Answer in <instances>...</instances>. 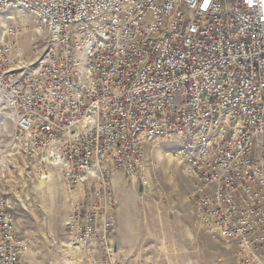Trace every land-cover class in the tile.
<instances>
[{
  "label": "built area",
  "instance_id": "obj_1",
  "mask_svg": "<svg viewBox=\"0 0 264 264\" xmlns=\"http://www.w3.org/2000/svg\"><path fill=\"white\" fill-rule=\"evenodd\" d=\"M16 12L49 35L30 63ZM0 16L1 156L61 171L75 250L121 264L117 176L146 193L158 141L192 183L195 226L235 264H264V0H0ZM26 257L0 191V264Z\"/></svg>",
  "mask_w": 264,
  "mask_h": 264
},
{
  "label": "rangeland",
  "instance_id": "obj_2",
  "mask_svg": "<svg viewBox=\"0 0 264 264\" xmlns=\"http://www.w3.org/2000/svg\"><path fill=\"white\" fill-rule=\"evenodd\" d=\"M12 16L20 29L18 43L21 50L27 62H33L42 53L49 35L40 31L31 14L16 12ZM4 25L5 16L0 18V35ZM5 125L7 129H4L3 136L0 135V146L10 142L9 135L14 131L12 120ZM2 139H5L3 144ZM173 149L174 144L158 141L147 147L150 184L146 193H140V189L122 175L117 176L123 178L118 189L120 206L126 207L129 214L127 224H131L130 227L126 225L122 237L128 239L130 247L127 248L118 243L121 225L117 220L119 229L115 240L121 264H235V256L219 239L195 226L190 199L192 183L182 167L167 156ZM1 150L0 147L3 161L0 165V191L10 200L26 240L27 264H64V259L71 258L66 247V224L74 202L63 174L58 169L44 172L37 158L25 152L10 150L4 157ZM44 173L48 179L41 189L39 181L46 176ZM133 213L135 219L130 220ZM98 257V254L89 256L88 253L86 257L79 256L80 264H92ZM261 259L264 261V249Z\"/></svg>",
  "mask_w": 264,
  "mask_h": 264
},
{
  "label": "crops",
  "instance_id": "obj_3",
  "mask_svg": "<svg viewBox=\"0 0 264 264\" xmlns=\"http://www.w3.org/2000/svg\"><path fill=\"white\" fill-rule=\"evenodd\" d=\"M122 180H123V178L122 177H117V182H118V188H121V182H122ZM128 181V180H127ZM129 182V181H128ZM133 185V184H132ZM134 186V185H133ZM135 191V190H134ZM128 193V192H127ZM126 193V195H129V194H127ZM119 194H120V190H119ZM130 194H131V192H130ZM126 195H125V198H126ZM138 195V194H137ZM139 196V195H138ZM121 207V210H120V212L119 211H117V215H116V218H117V220H119V223H120V225H121V229H120V233H119V238H120V242H118V243H121V245L122 246H125V247H127V248H129L130 246H129V242L128 241H126V240H128V239H126V240H124L122 237H123V235H124V229H125V227H126V225H128L127 224V221L129 220V218H126L127 217V215L129 216V214H128V212H127V209H126V207L125 206H120ZM119 212V213H118ZM132 219H135V214L133 213L132 214V216H131V218H130V220H132ZM130 225L131 224H129L128 225V227H130ZM120 245V246H121Z\"/></svg>",
  "mask_w": 264,
  "mask_h": 264
},
{
  "label": "bare ground",
  "instance_id": "obj_4",
  "mask_svg": "<svg viewBox=\"0 0 264 264\" xmlns=\"http://www.w3.org/2000/svg\"><path fill=\"white\" fill-rule=\"evenodd\" d=\"M1 17H4V16H0V18ZM7 18H11L10 16L9 17H7ZM3 24V23H2ZM5 26V25H4ZM3 26V27H4ZM40 28V27H39ZM40 31H42V29L40 28ZM43 32V31H42ZM4 129L6 130L7 128H6V125H4ZM168 157H171V156H169V155H167ZM45 174V173H44ZM46 176H43V177H41V179H40V181H39V188H44V186L46 185V183H47V173L45 174ZM127 218H129V216L127 215ZM129 222V220L127 221V223ZM66 247H67V249H69L70 250V252H71V258L70 259H64V264H80L81 263V259L79 258V256H82V257H86V255H87V253H86V251L85 250H83V248H80V249H77V250H75V248H73L70 244H69V242L67 241V244H66Z\"/></svg>",
  "mask_w": 264,
  "mask_h": 264
},
{
  "label": "water",
  "instance_id": "obj_5",
  "mask_svg": "<svg viewBox=\"0 0 264 264\" xmlns=\"http://www.w3.org/2000/svg\"><path fill=\"white\" fill-rule=\"evenodd\" d=\"M140 193H143V191H144V189H143V187L142 186H140Z\"/></svg>",
  "mask_w": 264,
  "mask_h": 264
}]
</instances>
